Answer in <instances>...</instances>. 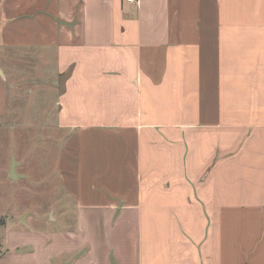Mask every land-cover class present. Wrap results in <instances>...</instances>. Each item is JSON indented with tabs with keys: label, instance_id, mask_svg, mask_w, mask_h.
<instances>
[{
	"label": "crops",
	"instance_id": "1",
	"mask_svg": "<svg viewBox=\"0 0 264 264\" xmlns=\"http://www.w3.org/2000/svg\"><path fill=\"white\" fill-rule=\"evenodd\" d=\"M0 54L67 75L77 220L48 239L8 220L0 264H264V0H0Z\"/></svg>",
	"mask_w": 264,
	"mask_h": 264
},
{
	"label": "rangeland",
	"instance_id": "2",
	"mask_svg": "<svg viewBox=\"0 0 264 264\" xmlns=\"http://www.w3.org/2000/svg\"><path fill=\"white\" fill-rule=\"evenodd\" d=\"M3 55L0 64L9 70L5 77L0 74V228L9 220L11 233L22 230L47 239L76 231L74 208L60 168L68 135L57 123L56 101L67 75L58 83L48 75L41 80L45 70H35V62L23 64L16 56ZM14 163L16 174L22 176L16 181L10 178ZM18 239L11 237L10 243ZM21 249L20 254L33 252L32 245ZM88 250L83 247L71 261L63 252L59 264L84 258ZM1 252L3 256L2 245ZM110 262L119 264L112 255ZM6 264L18 263L11 258Z\"/></svg>",
	"mask_w": 264,
	"mask_h": 264
},
{
	"label": "water",
	"instance_id": "3",
	"mask_svg": "<svg viewBox=\"0 0 264 264\" xmlns=\"http://www.w3.org/2000/svg\"><path fill=\"white\" fill-rule=\"evenodd\" d=\"M0 74L3 76L1 70H0ZM15 166H16V164L14 163L13 166L11 167V170H10V178L13 181H16L17 179H19V178L22 177V176H19V175L16 174V172H15Z\"/></svg>",
	"mask_w": 264,
	"mask_h": 264
},
{
	"label": "built area",
	"instance_id": "4",
	"mask_svg": "<svg viewBox=\"0 0 264 264\" xmlns=\"http://www.w3.org/2000/svg\"><path fill=\"white\" fill-rule=\"evenodd\" d=\"M128 4H139L140 0H126Z\"/></svg>",
	"mask_w": 264,
	"mask_h": 264
},
{
	"label": "trees",
	"instance_id": "5",
	"mask_svg": "<svg viewBox=\"0 0 264 264\" xmlns=\"http://www.w3.org/2000/svg\"><path fill=\"white\" fill-rule=\"evenodd\" d=\"M2 257V252H1V244H0V259Z\"/></svg>",
	"mask_w": 264,
	"mask_h": 264
}]
</instances>
